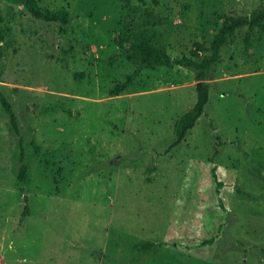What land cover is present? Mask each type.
<instances>
[{
  "label": "rangeland",
  "instance_id": "obj_1",
  "mask_svg": "<svg viewBox=\"0 0 264 264\" xmlns=\"http://www.w3.org/2000/svg\"><path fill=\"white\" fill-rule=\"evenodd\" d=\"M37 1L69 22L0 0V93L18 124L0 103V264H264V30L220 48L204 113L171 149L196 70L130 47L201 62L197 43L264 0Z\"/></svg>",
  "mask_w": 264,
  "mask_h": 264
},
{
  "label": "trees",
  "instance_id": "obj_2",
  "mask_svg": "<svg viewBox=\"0 0 264 264\" xmlns=\"http://www.w3.org/2000/svg\"><path fill=\"white\" fill-rule=\"evenodd\" d=\"M143 1V0H140ZM25 7L27 10L37 19H42L50 22H60L62 24H67L69 22V11L67 9H61L58 11H50L46 8H42L38 5L37 0H25ZM248 26L249 30L253 28H261L264 30V9L255 10L249 16H228L224 19L221 28L218 30L217 34L213 38L210 46L207 48L202 44L197 43L195 50H192L193 54L200 52H211L206 58H203L201 62H197L189 57L173 58L165 51H161L148 44H130V47L137 49L140 52L141 61L146 64L155 63L161 66L172 67L175 65L190 67L196 70V93L197 100L195 105L185 112L179 119L176 128V139L169 149L180 144L189 133V131L194 127L197 120L204 113V109L209 100V89L210 83L207 81V71H209L212 64L219 60L220 48L227 43L228 39L234 34V32L242 27ZM5 35L0 31V59L2 57V42ZM248 38H246L247 40ZM137 71L128 75L126 80L118 85L112 90L114 95L123 92L129 84L132 82L133 78L136 76ZM81 75V74H80ZM0 103L3 106L9 117V123L11 125L12 131L16 133L18 131L17 118L13 111L12 104L7 100V98L0 93ZM29 174V170L26 165L22 164L19 169L18 178L21 182H24ZM26 201V200H25ZM28 213L27 205L24 209L23 216ZM143 250H149L146 244L141 247Z\"/></svg>",
  "mask_w": 264,
  "mask_h": 264
}]
</instances>
